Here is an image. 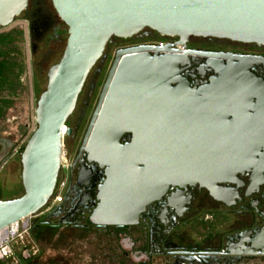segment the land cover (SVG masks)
<instances>
[{
	"label": "water",
	"instance_id": "obj_1",
	"mask_svg": "<svg viewBox=\"0 0 264 264\" xmlns=\"http://www.w3.org/2000/svg\"><path fill=\"white\" fill-rule=\"evenodd\" d=\"M29 2L0 0V31L14 27ZM51 2L69 37L38 100L37 127L28 140L24 136L19 141L27 140L21 154L24 194L0 199V232L36 215L53 197L61 170L63 129L113 38L129 39L150 29L180 38L181 45L192 36L264 45V0ZM144 51L121 49L116 53L81 148L90 161L107 168L101 203L93 217L106 225L136 223L146 206L172 186L200 184L214 192L246 171L255 170L264 178L262 130L246 124L249 111L264 114V88L250 71L257 59L233 57L228 66L219 68V89L234 94L235 119L229 121L221 111L205 115L184 108L180 89L173 88V77L180 74L178 62L152 58ZM158 91L170 94L171 102L163 106L166 111L143 109L149 105L137 101L141 93ZM255 97L259 105L252 103ZM126 134H133V141L123 146ZM17 149L14 146L3 163Z\"/></svg>",
	"mask_w": 264,
	"mask_h": 264
},
{
	"label": "flooded vegetation",
	"instance_id": "obj_2",
	"mask_svg": "<svg viewBox=\"0 0 264 264\" xmlns=\"http://www.w3.org/2000/svg\"><path fill=\"white\" fill-rule=\"evenodd\" d=\"M22 19L24 26H18L17 30L22 32V44L26 40V30H29L33 51H36V42L49 44L63 34L60 28L63 22L51 0H30ZM180 41L178 37L162 36L145 29L129 39L113 38L108 45L131 42L122 49L142 48L152 58L178 62L180 74L173 77V88L180 89L177 91L182 97L179 101L189 111L196 110L205 115L221 111L229 121L235 119L232 112L236 110L234 94L220 90L217 83L221 77L219 68L228 66L233 57L257 59L250 71L258 77L257 84L264 88V45L195 36L189 37L185 45ZM101 72L102 66L90 73L92 75L86 81L89 99L96 90ZM141 94L143 96L137 101L147 103L149 107L142 108L151 112H165L163 106L171 102L169 92ZM258 102L255 97L252 103L257 105ZM80 115L76 107L67 121V132L71 131V136H67L69 143L65 145L64 142L63 151L69 156L71 165L63 198L55 205L51 198L48 207L36 214L29 235L53 236L54 244L66 239L71 247L72 264L78 255L74 248L77 243L74 232H80V238L88 240L89 249L96 243L99 245L98 253L84 252L88 259L95 260L91 264H108V260L112 264H123L124 261L131 264H264V178L255 170L238 174L237 180L220 184L214 192L200 184L172 186L160 199L147 205L134 224L96 222L93 217L101 203L100 188L107 179V168L90 161L87 152L81 153L89 125L84 129L83 115ZM247 115L246 124L261 129L260 135L264 137V114L249 111ZM133 136L124 135L121 144H130ZM20 139L0 137V174L11 160L3 163V157L14 146L18 145L16 154L25 146L26 140L20 144ZM261 154H264V148ZM3 194L0 189V199ZM107 242L110 243L108 248ZM14 245L7 260L16 256ZM121 248L129 252L122 255ZM24 257H28L26 253Z\"/></svg>",
	"mask_w": 264,
	"mask_h": 264
},
{
	"label": "rangeland",
	"instance_id": "obj_3",
	"mask_svg": "<svg viewBox=\"0 0 264 264\" xmlns=\"http://www.w3.org/2000/svg\"><path fill=\"white\" fill-rule=\"evenodd\" d=\"M22 15L16 19V25L10 29L12 31L1 33L3 35L11 34L13 36V43H16V46H14L15 53L20 56V58L23 56L22 64L24 65L25 63V69L23 72V70L18 69L16 64L14 66L16 69H14L12 74L6 72L7 74L3 77L0 76V81L5 82V84H7L6 87L8 88L4 92H1L2 94L0 93V97H5L6 101L9 102L7 107L6 104H0V108L3 106L4 108L6 107L0 116V137L6 135L7 137L10 136L15 139H22L24 136H28V140L37 127L35 111L40 96L47 89L49 70L62 59L69 35L67 26L64 23H61L60 28L62 29L61 32L63 34L60 38L56 37L55 39H52L49 44H46V42H36V51H33L32 42L29 37V30H26V40L24 44H22L21 41L22 37L17 35L18 26H24ZM130 43L131 42H119L112 47H109L108 45L103 57L93 68L94 70L91 72L92 74L102 66V72L98 78L96 90L93 96L89 99V87L85 84L77 104L78 114L83 115L84 129L87 128L90 123L98 103L99 93L106 81L116 53ZM16 62L17 61H13V64ZM9 63L11 64L12 61H9ZM85 103L88 104L87 107H85ZM82 115H80V117ZM64 142L65 145L69 143L67 136L64 138ZM24 148L25 146H23L21 150L11 158L0 174V189L4 192V194L1 195L3 200L19 198L24 194L21 164V154ZM46 207H48V204ZM37 216L38 215L31 217L32 222ZM72 234L75 235L77 240V243L74 246L76 254L78 253L74 260L75 264L95 263V260L93 258L91 260L88 259L87 254H84V252L91 253L90 251H93L94 253H98L99 245L96 243L94 247L89 249L87 246L88 240H82L80 238V232H74ZM52 237L53 236H45L40 238L39 234L38 236L35 233L33 236L27 234L23 241L20 240L14 245L16 251L15 258L11 260H0V264H72L69 254L71 247H69L66 239H61L54 244ZM99 244L101 245V243ZM109 245L110 243L107 242L106 247L108 248ZM111 248H113V246ZM37 250L39 252L36 254ZM120 250V254L122 255L125 252H129L124 248H121ZM25 253L28 256L27 258L24 257ZM107 263L112 264L109 260ZM117 264H119V262ZM123 264L131 263L130 261H124Z\"/></svg>",
	"mask_w": 264,
	"mask_h": 264
},
{
	"label": "built area",
	"instance_id": "obj_4",
	"mask_svg": "<svg viewBox=\"0 0 264 264\" xmlns=\"http://www.w3.org/2000/svg\"><path fill=\"white\" fill-rule=\"evenodd\" d=\"M162 45V43L160 44ZM67 127L63 129L64 138L67 134ZM71 160L66 151H63L61 158V170L59 181L55 192L52 197L53 205L59 203L63 198V192L65 190L70 171ZM34 216V215H33ZM30 216L26 219L14 223L0 232V260H7L9 258L12 246L18 243L20 240H24V237L29 234L32 225V219Z\"/></svg>",
	"mask_w": 264,
	"mask_h": 264
},
{
	"label": "trees",
	"instance_id": "obj_5",
	"mask_svg": "<svg viewBox=\"0 0 264 264\" xmlns=\"http://www.w3.org/2000/svg\"><path fill=\"white\" fill-rule=\"evenodd\" d=\"M17 35L22 37V32L18 31ZM13 41L14 39L11 34L0 35V76L2 77L7 73L12 74L14 69H16V67H14L16 64L18 66V69H23L22 58L16 55L14 50V46H16V43H13ZM9 61H12V63L10 64ZM13 61L17 62L13 64ZM6 86L7 84H5V82L0 81V93L8 89ZM8 103L9 102L6 101L5 97H0V104H6L7 107ZM0 112H2L1 108Z\"/></svg>",
	"mask_w": 264,
	"mask_h": 264
},
{
	"label": "crops",
	"instance_id": "obj_6",
	"mask_svg": "<svg viewBox=\"0 0 264 264\" xmlns=\"http://www.w3.org/2000/svg\"><path fill=\"white\" fill-rule=\"evenodd\" d=\"M10 31H12V30H8V31H3V32H0V34L1 33H7V32H10ZM22 59H23V56H22ZM26 59H27V57H26ZM24 65H25V63H24ZM23 65V72H24V69H25V66ZM6 109V107L4 108V107H1V110H2V112L4 111ZM2 112H0V114L2 115Z\"/></svg>",
	"mask_w": 264,
	"mask_h": 264
},
{
	"label": "bare ground",
	"instance_id": "obj_7",
	"mask_svg": "<svg viewBox=\"0 0 264 264\" xmlns=\"http://www.w3.org/2000/svg\"><path fill=\"white\" fill-rule=\"evenodd\" d=\"M67 132V131H66Z\"/></svg>",
	"mask_w": 264,
	"mask_h": 264
}]
</instances>
